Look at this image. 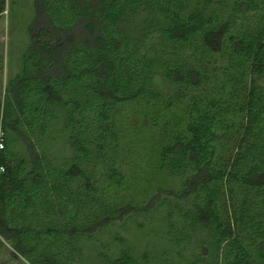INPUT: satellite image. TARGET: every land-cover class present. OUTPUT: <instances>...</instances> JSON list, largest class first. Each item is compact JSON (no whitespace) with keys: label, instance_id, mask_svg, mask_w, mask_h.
<instances>
[{"label":"trees","instance_id":"obj_1","mask_svg":"<svg viewBox=\"0 0 264 264\" xmlns=\"http://www.w3.org/2000/svg\"><path fill=\"white\" fill-rule=\"evenodd\" d=\"M230 1L225 13L228 0H34L21 70L0 100V251L7 241L28 264H88L85 242L122 215L109 192L127 175L118 106L161 100L157 72L188 95L187 123L159 152L163 168L185 177L176 197L188 201L169 233L178 244L205 234L211 261L189 264H264V0ZM219 52L224 79L202 89L207 56ZM1 71L0 55V80ZM238 74L248 78L240 100ZM232 118L240 122L224 155L218 137ZM61 119L74 155L52 167L38 148ZM11 132L33 151L29 167ZM102 256L141 264L124 250Z\"/></svg>","mask_w":264,"mask_h":264},{"label":"rangeland","instance_id":"obj_2","mask_svg":"<svg viewBox=\"0 0 264 264\" xmlns=\"http://www.w3.org/2000/svg\"><path fill=\"white\" fill-rule=\"evenodd\" d=\"M230 2L228 0V5L220 8V11L226 13ZM33 16L34 0H5L4 11L0 13V100L7 83L21 70V57L30 42L28 26ZM228 64V55L224 52L208 55L205 64L207 78L202 89L213 90V85H220L221 79H224L222 71ZM235 77L237 84L234 86V95L240 100L246 93L248 78H242V75ZM154 86L160 91L161 100L142 97L118 106L115 122L119 138L117 152L125 162L127 175L122 187L109 192L111 195L116 194L118 200L112 199V202L119 204L122 215L112 225L95 232L92 240L85 242L83 248L88 264H102V255H113L121 250L131 254L141 264L211 261L210 255L203 254L201 250L206 240L203 231L191 230L192 239L190 243L184 244L176 243L169 233L171 226L180 227V216L173 210L176 211L179 205L187 204L188 201H180L176 197L185 177L173 176L163 168L159 162V152L169 134L187 123L188 95L185 96L183 91L157 72ZM69 112L63 109L59 115L63 119ZM62 119L51 128L48 137L40 142L38 148L52 167L60 166L74 155V147ZM232 119L236 124H229V130L222 131L218 137V152L224 155L234 149L233 130L237 128L240 118ZM9 136L12 151L22 157L28 166L33 151L21 134L11 132ZM0 264L28 262L14 253L9 243L4 241Z\"/></svg>","mask_w":264,"mask_h":264},{"label":"built area","instance_id":"obj_3","mask_svg":"<svg viewBox=\"0 0 264 264\" xmlns=\"http://www.w3.org/2000/svg\"><path fill=\"white\" fill-rule=\"evenodd\" d=\"M3 147L2 141L0 140V148ZM0 170H2V168H0Z\"/></svg>","mask_w":264,"mask_h":264}]
</instances>
